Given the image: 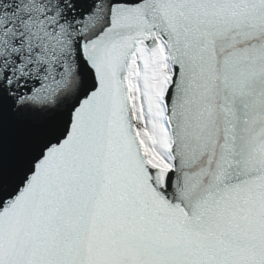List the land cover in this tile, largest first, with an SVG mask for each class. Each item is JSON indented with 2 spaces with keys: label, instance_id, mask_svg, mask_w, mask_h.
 Returning a JSON list of instances; mask_svg holds the SVG:
<instances>
[{
  "label": "snow or ice",
  "instance_id": "snow-or-ice-1",
  "mask_svg": "<svg viewBox=\"0 0 264 264\" xmlns=\"http://www.w3.org/2000/svg\"><path fill=\"white\" fill-rule=\"evenodd\" d=\"M0 264H264V0H0Z\"/></svg>",
  "mask_w": 264,
  "mask_h": 264
}]
</instances>
